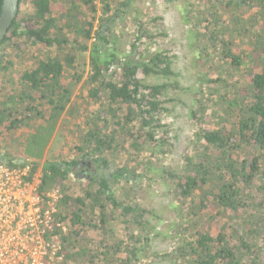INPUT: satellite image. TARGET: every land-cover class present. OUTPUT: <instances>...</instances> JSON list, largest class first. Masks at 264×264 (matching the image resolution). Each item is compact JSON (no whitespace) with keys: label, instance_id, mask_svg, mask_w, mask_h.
I'll return each instance as SVG.
<instances>
[{"label":"trees","instance_id":"trees-1","mask_svg":"<svg viewBox=\"0 0 264 264\" xmlns=\"http://www.w3.org/2000/svg\"><path fill=\"white\" fill-rule=\"evenodd\" d=\"M174 1L19 0L0 45V79L7 76L0 82V163L29 166L39 171L41 190L58 189L55 218L67 227L61 264H264V0H186L195 44L227 77L209 80L218 84L216 100L194 94L191 117L207 116L214 126L196 131L180 169L162 164L172 147L166 96L177 82L143 81L175 76V54L163 45ZM194 5L202 21L189 17ZM209 10L221 17L204 19ZM84 53L87 73L76 81ZM25 55L31 65L13 82L12 68ZM245 73L242 88L232 79ZM81 79V102L72 104ZM83 103L93 108L76 117ZM64 112L72 119L70 150L43 160ZM158 180L177 216L170 252L150 253L161 233L142 192Z\"/></svg>","mask_w":264,"mask_h":264},{"label":"rangeland","instance_id":"rangeland-1","mask_svg":"<svg viewBox=\"0 0 264 264\" xmlns=\"http://www.w3.org/2000/svg\"><path fill=\"white\" fill-rule=\"evenodd\" d=\"M174 8L170 6L168 10L165 12L166 18V34L167 38L163 39V45L169 48L174 54L175 57L173 59L172 70L175 73V76H172L166 80H163L160 77L149 75L143 79L144 83L147 84H158L161 82H177L176 89H169L167 96L170 99V102L167 104L169 109V113L167 116V130H168V137L169 141L172 142L171 152L165 160H163V165L170 167L172 169H180L182 166V157L189 152L191 147L194 145V134L199 129H205L214 126L213 120H207V116L200 120V118L195 121L191 115L192 112L197 111V106L195 103L196 95H202L203 98L206 97H216L217 94L219 95L218 84L211 83L209 85V80L215 79L217 77H221L222 75L227 77L223 72L216 71V59L213 60V56L210 57L205 53L201 52L200 47L195 44V34L194 30L192 29L191 23H189L187 19V12L185 11V7L187 2L186 0H175ZM203 3H199V9L203 10L205 8L202 6ZM169 6V5H168ZM177 6V7H175ZM190 14L189 17L195 21H202L200 16L197 15L198 8L196 5L190 7ZM217 10V9H216ZM254 9L252 8L250 12ZM210 10L207 13V16H204V19L208 21L216 20L221 14H217L216 16H209ZM248 14V13H247ZM247 14L244 12L241 13L240 19L244 20L247 18ZM222 19H225L222 17ZM200 23V22H198ZM225 40L227 38H224ZM243 41V39H242ZM198 47H196L194 44ZM245 44V43H244ZM247 46V45H245ZM249 50L250 47H247ZM236 53L238 50H234ZM87 60V53L81 54L79 56V61L76 63L75 76L76 81L77 77L80 73L84 76L87 73V67H84V61ZM15 61V59H14ZM18 65L15 68H12L10 75L12 81L18 78L19 74L22 70L27 69V65L29 64L28 55L20 58L17 61ZM247 64H242L241 70H245ZM214 69V70H212ZM247 70V69H246ZM259 67H255L253 69V73L259 72ZM70 73V72H69ZM73 73V72H71ZM81 75V76H82ZM67 76V77H66ZM67 78L66 84H72L70 77L66 75ZM140 76V75H139ZM249 77L248 73L243 74V78L241 80L240 75L236 74V76L232 79L233 81L238 80L240 83L238 85H242V88L245 87L246 83L245 79ZM7 76L1 77L0 82L4 83L6 81ZM83 80L81 79L78 82L73 94H72V104L74 101L77 103L81 102L80 94L82 91ZM216 85V86H215ZM203 87L199 91L198 87ZM239 88V87H237ZM199 91V92H198ZM213 91V92H211ZM235 91L234 89L232 90ZM196 95L194 96V94ZM199 93V94H198ZM232 94V93H230ZM209 95V96H208ZM199 98V96H198ZM219 100L216 102L218 103ZM205 104V108L209 110H214L215 107H212V103L203 102ZM93 104V103H92ZM79 106V105H78ZM93 105L91 103L86 104L83 103L81 107L75 109V116L82 118L84 116V110H88ZM71 107V106H70ZM69 107V108H70ZM93 108V107H92ZM91 108V109H92ZM206 110V111H207ZM201 115V114H200ZM70 115L68 112H64L61 122L56 128V131L53 133L52 139L48 143L43 160L47 159L48 157H54L55 155H59L64 153L65 151L70 150V145L72 141V134L70 131H73V126L71 123ZM28 129L22 131L20 137L24 138L27 133ZM19 137V138H20ZM1 141V140H0ZM1 143V142H0ZM192 143V144H191ZM21 151V149H20ZM22 154V153H20ZM21 160L30 161L26 155H23ZM157 164V163H156ZM167 184L162 181L158 180L157 183L152 185L151 187H146L144 189L143 194V205L151 208L154 210V214L156 218L153 220L151 216H149L152 224L155 226L154 231L161 233V236L152 237L150 242V253H164L170 252L172 246H170L173 230L172 227L174 226V219L177 216V209L176 206L172 203L171 196L167 194ZM212 210V209H211ZM171 225V226H170ZM120 229V228H118ZM91 235V233H89ZM171 239V240H170ZM264 259V253L261 256ZM64 261V259H63ZM148 260L144 261L147 263ZM159 261H155L153 264H158ZM160 263L164 264L162 261Z\"/></svg>","mask_w":264,"mask_h":264},{"label":"built area","instance_id":"built-area-1","mask_svg":"<svg viewBox=\"0 0 264 264\" xmlns=\"http://www.w3.org/2000/svg\"><path fill=\"white\" fill-rule=\"evenodd\" d=\"M39 171L0 163V264H61L67 227L55 218L58 189L41 190Z\"/></svg>","mask_w":264,"mask_h":264},{"label":"water","instance_id":"water-1","mask_svg":"<svg viewBox=\"0 0 264 264\" xmlns=\"http://www.w3.org/2000/svg\"><path fill=\"white\" fill-rule=\"evenodd\" d=\"M19 0H2L0 8V45L18 14Z\"/></svg>","mask_w":264,"mask_h":264}]
</instances>
